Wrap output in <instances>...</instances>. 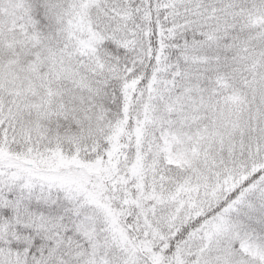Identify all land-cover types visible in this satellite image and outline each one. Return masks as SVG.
<instances>
[{"label": "snow or ice", "instance_id": "snow-or-ice-1", "mask_svg": "<svg viewBox=\"0 0 264 264\" xmlns=\"http://www.w3.org/2000/svg\"><path fill=\"white\" fill-rule=\"evenodd\" d=\"M0 264H264V0H0Z\"/></svg>", "mask_w": 264, "mask_h": 264}]
</instances>
